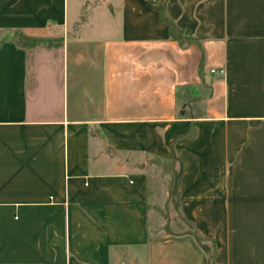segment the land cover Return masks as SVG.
Returning <instances> with one entry per match:
<instances>
[{
	"label": "crops",
	"instance_id": "obj_1",
	"mask_svg": "<svg viewBox=\"0 0 264 264\" xmlns=\"http://www.w3.org/2000/svg\"><path fill=\"white\" fill-rule=\"evenodd\" d=\"M15 30L62 42L0 48V264H210L150 231L174 154L214 264H264V0H0Z\"/></svg>",
	"mask_w": 264,
	"mask_h": 264
},
{
	"label": "trees",
	"instance_id": "obj_2",
	"mask_svg": "<svg viewBox=\"0 0 264 264\" xmlns=\"http://www.w3.org/2000/svg\"><path fill=\"white\" fill-rule=\"evenodd\" d=\"M162 16H163V10H162ZM182 35H176L179 37V39H182V42L187 40L188 42H191L190 38L183 37ZM183 37V38H182ZM6 42H13L18 48H21L26 51H31L37 47H46L50 48L53 43L55 42H62V40H57V39H42L38 38L36 36H30L26 34L23 31L20 30H15V31H4L0 33V48L1 46L6 43ZM195 105V103H193ZM194 110L196 111L193 115L190 114H180L181 116H195L199 117L203 115V112L201 111L200 107L195 106ZM179 158L177 155H173L171 159L168 160H161V159H153L150 161L151 163L161 165L163 168V177L165 178L166 186H167V191H168V199L167 202L169 201L170 198H173L177 203H178V197H177V180L179 177L180 173V166H179ZM169 178V180L167 179ZM151 173L149 175V187H150V194H151ZM167 227V225L165 226ZM167 234L171 235H181V234H191L193 235L196 240L203 244L209 253V258H210V264H214V258L216 255V242L214 240L208 239L204 236H202L194 227L189 228L188 230L184 232H178L174 233L169 231L168 229H165Z\"/></svg>",
	"mask_w": 264,
	"mask_h": 264
},
{
	"label": "rangeland",
	"instance_id": "obj_3",
	"mask_svg": "<svg viewBox=\"0 0 264 264\" xmlns=\"http://www.w3.org/2000/svg\"><path fill=\"white\" fill-rule=\"evenodd\" d=\"M86 1L89 2V0ZM85 5L87 4L85 3ZM36 37L42 39H52L46 36ZM150 167L152 169L150 179V231L156 233L168 229L171 232L178 233L188 230L189 226L183 222L178 203L173 198H170L167 202L169 195L165 178L163 177L164 167L154 163H151ZM167 179L169 180L168 177ZM166 225L167 227H165Z\"/></svg>",
	"mask_w": 264,
	"mask_h": 264
},
{
	"label": "built area",
	"instance_id": "obj_4",
	"mask_svg": "<svg viewBox=\"0 0 264 264\" xmlns=\"http://www.w3.org/2000/svg\"><path fill=\"white\" fill-rule=\"evenodd\" d=\"M211 73L215 74V75H219V76H224L225 75V70L224 69H219V70L213 69L211 71Z\"/></svg>",
	"mask_w": 264,
	"mask_h": 264
}]
</instances>
